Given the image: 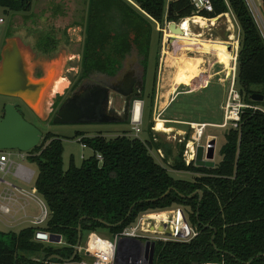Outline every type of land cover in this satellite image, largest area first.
Here are the masks:
<instances>
[{"label":"trees","instance_id":"1","mask_svg":"<svg viewBox=\"0 0 264 264\" xmlns=\"http://www.w3.org/2000/svg\"><path fill=\"white\" fill-rule=\"evenodd\" d=\"M212 2L214 11L202 12L203 16L232 11L240 26L237 85L244 100L258 106L245 109L239 128L227 129L220 160L215 166L187 164L184 151L189 136L174 154L170 143L156 139L151 122L146 140L128 132L113 138L77 132L93 154L81 165L72 158L65 168L63 138L49 132L28 151V158L39 167L35 189L51 212L41 229L62 235L64 243L56 247L36 240L39 228L35 226L0 229V264H46L54 254L68 259L74 254L79 226L83 234L107 229L114 235L144 213L177 205L190 209L186 216L198 234L188 241L157 240L154 264H264V100L250 99L252 93L264 94V34L246 0ZM0 6L29 11L33 0H0ZM195 12L192 0H89L81 72L71 89L92 71L115 74L133 48L147 70L156 23L183 18L181 25ZM154 62V83L147 95L149 116L155 102L158 54ZM152 149L164 150L163 159L172 158V169L200 175L193 180L175 178L155 159ZM198 190L204 193L201 199ZM79 259L80 254L74 261ZM62 262L52 258L47 264Z\"/></svg>","mask_w":264,"mask_h":264},{"label":"rangeland","instance_id":"2","mask_svg":"<svg viewBox=\"0 0 264 264\" xmlns=\"http://www.w3.org/2000/svg\"><path fill=\"white\" fill-rule=\"evenodd\" d=\"M262 2L263 0H256L258 9H255V11L264 34V9L262 7ZM88 11L89 0H33L31 10L20 12L9 11L0 6V19H2L0 21V60L2 49L9 37L20 36L24 44L31 46L35 44L37 39L36 45L43 42L47 37H52L55 33H59L61 37L59 43L61 44V49L58 56L61 58L60 61L62 66H64L62 77L67 79L69 83L63 93L54 91L57 95L53 99L54 105L52 104L49 108L51 111H49V116L47 113V115H45L47 118H40L21 100L1 94L0 114L4 113V107L8 102H18L19 108L22 110L25 118L43 131V138L40 144L43 142L45 135L49 132L62 137L64 142L63 157L65 168L69 166L72 158H74L77 165H81L84 159H87L93 154V150L90 147H85L83 143L80 142L81 136L76 137L77 132H81L86 136H95L102 133L109 138L128 132L130 136H138L140 139L146 140L149 137V125L153 122V130L155 131L156 139H162L170 143L174 154H176L179 143L185 140V136L191 138L194 132L191 122H206L211 124L223 123L224 110L222 106L228 94L229 72L231 71L233 74L232 68H235L234 61L231 59L229 53L226 52V57L231 59L230 66L232 68L229 70V67L227 69L224 64L217 62L212 57L207 59L202 53L185 52L187 54L186 59L192 61V65H194L186 74V71L180 68L182 63L180 58L181 50L178 48L180 43L177 40H169V38L167 39L166 37V31L169 29L168 25L170 23L168 20L165 21L164 25H160L159 23L155 25V34L151 49V62L148 70L149 74L147 71L146 97H144V99H140L139 97L136 98L144 102L142 131L138 135L132 130V124L127 121L89 123L53 122L61 102L71 93L72 82L77 78L81 70L80 64L86 37ZM192 28L195 33H202V37L204 38L222 39L234 45L239 40L241 34L240 26L232 11L217 19L215 25L209 24L208 27L204 28L193 25ZM159 32L162 34L160 35ZM232 34L234 36L233 38H231ZM193 38L194 36H191V39ZM156 54H158V66L155 80V102L153 114L149 116L147 113L149 104L147 95L151 91L154 83V61ZM189 54H193L195 57H190ZM232 55L235 56V53L233 52ZM207 60H209V62ZM210 61L211 64L214 63L212 66H210L211 64L209 65ZM203 62L205 64L208 62L207 66L205 64L202 65ZM197 67H200L201 72H206V67L208 69V72L203 73L200 79H198L199 70ZM179 83L180 86L177 85ZM158 100H161V103H158ZM159 118L164 119L167 126H172L174 132L167 133L157 130L156 125ZM227 129L228 128L207 126L205 135L201 140V144L205 143L207 145L209 135L217 137L215 162H218L221 158L220 149L226 141L225 133ZM162 151L165 154L164 150ZM151 152L158 162L168 167L170 174L175 178L193 180L197 175H200V173L196 172L172 169V158L166 162L159 151L152 149ZM23 163L33 168L36 171V176L31 184L17 182L29 189V191L34 192L38 197L43 198L41 194L34 189L39 170L37 163L31 162L30 159H25ZM7 178L14 180L11 175H8ZM25 200L28 201L26 207L28 218L31 219L38 216L41 210L39 203H37L38 201H36L37 199L25 198ZM179 208L183 209L187 216L189 215L188 212L190 209L183 205H177L168 210H156L147 213L151 214L161 211H170L173 213ZM23 214L24 210H21L18 212L17 216L20 217L23 216ZM140 218L141 216L137 220ZM7 219L8 216L0 213V229L3 231H19L30 225V223L24 221V219H18L19 221L15 222H9L11 220ZM97 232L103 237H112L107 229H99ZM87 235L88 233H84L83 235V244L86 242ZM54 245L58 247L63 244ZM86 259L89 260L90 258Z\"/></svg>","mask_w":264,"mask_h":264},{"label":"built area","instance_id":"3","mask_svg":"<svg viewBox=\"0 0 264 264\" xmlns=\"http://www.w3.org/2000/svg\"><path fill=\"white\" fill-rule=\"evenodd\" d=\"M246 1L258 25L261 28V23L258 22V19L256 17L257 13L255 9H258L256 0ZM192 2L195 5L196 12L193 16H190L188 18L201 16L211 21L210 23H212L213 18L217 20L221 17V15L226 14H221L213 18L205 17L202 15V12L214 11L212 0H192ZM1 20L2 19H0V21ZM193 25H196V23H193ZM200 27L203 26L200 25ZM239 42L240 41L238 40L235 45H229L231 52L235 53V56H233L232 58L235 63V68H232L233 74L231 73V71L229 72L228 94L226 97V101L222 106L224 110V121L221 124L191 122V125L194 128V132L192 133L191 138L187 140V147L184 151V159L187 164L195 161L197 147L199 145H204L205 147H207L205 143L201 144V140L205 135L207 126H216L228 129L239 128L245 109L258 108V106L247 103L244 100L237 85V58L239 53ZM137 102L142 103V114L138 118H135V116L133 115V109L136 106ZM143 106L144 102L136 99L131 110L130 123L132 124V130L135 131L137 135L142 131ZM210 136L212 135H209L208 137L210 138ZM83 145L86 147V144ZM192 150H194L193 157H191ZM158 151L163 158L164 153L162 149H159ZM28 157V152L20 151L17 149L0 150V213L8 216L7 220H11L9 222L19 221L18 219H24V221L30 223L29 226L38 227L39 231L42 230L41 228L47 223L51 212L44 198L38 197L34 192L29 191V189L25 188L22 185L23 183L31 184L36 176V171L23 163L25 159H29ZM98 158L100 160L103 159L100 154H98ZM8 175H11L15 181L12 179H8ZM17 181L21 182L22 184L18 183ZM25 198H31L35 200L37 199L36 201H38L37 203H39V207L41 210V213L38 216L31 219L28 218L29 216L26 213L28 201H26ZM21 210H24V214L23 216L18 217L17 214ZM176 211L182 212L185 219L184 226L186 228L180 233L168 234L167 232H154L147 229L145 227V216L149 213H144L141 215V218L139 220L127 226L125 229H123V231L112 235V237H103L96 231L88 233L86 242L84 244L81 243L79 247L78 254L81 255V259L73 262H63L61 264H154V261L153 263L150 262L152 255L151 241H188L198 234V231L190 225L189 221L188 223L186 222V220L188 219L184 210L179 208L176 209ZM62 242H64V240ZM86 258L90 259L87 260Z\"/></svg>","mask_w":264,"mask_h":264},{"label":"water","instance_id":"4","mask_svg":"<svg viewBox=\"0 0 264 264\" xmlns=\"http://www.w3.org/2000/svg\"><path fill=\"white\" fill-rule=\"evenodd\" d=\"M169 30L181 32L182 29L176 21H170ZM169 40H175L172 37ZM61 58L40 59L31 45L24 44L20 36H12L6 40L2 49L0 60V94L22 100L35 115L40 118L49 116L50 106L46 109V100L49 91L56 80L62 77L64 66ZM37 66L44 71L42 76L35 74ZM109 97L108 89L101 85H93L84 90H79L69 95L59 106L53 122L55 123H89V122H119L120 120L109 116L104 108ZM250 99L263 101L264 94L252 93ZM51 112V111H50ZM43 138V131L34 123L27 120L19 108L18 102H8L4 107V113L0 114V150L17 149L28 152L37 147ZM217 137L212 135L207 147H197L195 164L200 166H215ZM168 190L163 196L169 193ZM200 199L203 191H197ZM196 192L189 195L192 197ZM188 223V220H186ZM172 234L170 230L166 231ZM82 227L79 226L78 242L74 254L70 258L52 255L48 258H58L63 262H73L78 255L79 247L83 241ZM36 240L53 244L63 243V236L39 230ZM152 255L150 262L154 261L155 241H151ZM46 262V264L48 263Z\"/></svg>","mask_w":264,"mask_h":264},{"label":"flooded vegetation","instance_id":"5","mask_svg":"<svg viewBox=\"0 0 264 264\" xmlns=\"http://www.w3.org/2000/svg\"><path fill=\"white\" fill-rule=\"evenodd\" d=\"M60 41L61 37L59 33H55L52 37H47L43 42L38 43V45L35 42V44H32V48L41 60L46 58L51 59L58 57L61 49ZM142 60L138 50L133 48L125 55L115 74L98 70L87 73L81 78L78 86L75 89H71L69 95L93 85L104 86L108 89L109 93V97L104 105L106 113L119 119V122H126L130 120L132 106L136 98L143 93L146 95L147 71L149 67L145 70ZM43 73L42 67L37 66L35 74L42 76ZM77 79L79 80L78 77L75 78L72 85L78 81Z\"/></svg>","mask_w":264,"mask_h":264},{"label":"bare ground","instance_id":"6","mask_svg":"<svg viewBox=\"0 0 264 264\" xmlns=\"http://www.w3.org/2000/svg\"><path fill=\"white\" fill-rule=\"evenodd\" d=\"M197 20L198 19L196 17L186 18L182 22V24L179 25L182 29L181 32H172L170 30L166 31V37L167 38L172 37L173 39L177 40L180 43V45L178 46L179 50H181V52H180L181 57L180 56L179 57L182 60L180 68L184 69L186 71V74H187L189 69H191L192 66L194 67V65H192L193 63L190 62L188 59H186L187 54L185 52L202 53V55H204L205 58L209 59L212 57L217 62L224 64V66L227 69H228V67L230 68V62H231V59L233 58L232 52L230 55L231 56V59H230L229 57H226V55L222 54L221 52H218V51L212 52V51H209L207 49H202L201 47H199L200 44L193 42V40L191 38H190V41H192L193 43H190V42L187 43V42H184L182 40L183 35L197 36V33H195L193 31V28H192V24L196 23ZM233 37L234 36L232 34L231 38H233ZM207 61L209 62V60H207ZM207 63L205 64L206 66H207ZM210 64H211V61H210L209 65ZM213 64L214 63H212L210 66H212ZM197 69L199 70V78L198 79H200L202 77L203 72L202 73L200 72L201 71L200 67H197ZM206 72H208V69L206 70ZM206 72H204V73H206ZM200 75H201V77H200ZM181 77H183V76H181ZM68 83L69 82L67 81V79H65L63 77H60L58 80H56V82L54 83L52 89L49 91L48 96H47V100H46V109L47 110L49 108L48 106H50L52 104L54 97L57 95V93H55V92L63 93L65 88L68 86ZM177 85L180 86V83ZM176 88H177V86H176ZM160 101L158 100V103H161ZM141 114H142V103L137 102L136 106L133 109V115L135 116V118H138L139 116H141ZM194 123H196V122H194ZM156 129L159 131L167 132V133L174 132V128L172 126H167L165 124L164 119H161V118H159L157 120ZM193 156H194V150L191 151V157H193ZM184 220L185 219H184V215L182 214V212H179L176 210L173 213H171L170 211H161V212H156V213H151L149 215H146L145 216V227L151 231H154V232H166V231L170 230L172 233H180V232L184 231L186 228L184 226Z\"/></svg>","mask_w":264,"mask_h":264},{"label":"crops","instance_id":"7","mask_svg":"<svg viewBox=\"0 0 264 264\" xmlns=\"http://www.w3.org/2000/svg\"><path fill=\"white\" fill-rule=\"evenodd\" d=\"M169 2V0H168ZM227 14V13H226ZM198 20L196 21V25L198 26H203V27H208L209 24H215L216 23V19H212V23H210L211 21L207 20L206 18L204 17H201V16H195ZM221 17H223V15H221ZM205 25V26H204ZM193 26V24H192ZM203 34L200 33V34H197V36H194V38L192 39L193 42L197 43V44H200L199 47H201L202 49H207L209 51H218V52H221L222 54H225L226 52L229 53V55H231V49L229 48V45L231 44V42L227 41L228 43H226V41L222 40V39H210V38H204L202 37ZM189 38V39H188ZM190 38L191 36H186V35H183L182 36V40L184 42H187V43H193L192 41H190ZM168 39V38H167ZM166 39V40H167ZM209 39V40H208ZM216 45V46H215ZM196 53V52H194ZM226 55V54H225ZM190 57H195L193 54H189ZM189 60V59H188ZM190 61V60H189ZM192 62V61H190ZM193 63V62H192ZM231 63V62H230ZM205 63L203 62L202 65H204ZM231 68V66H230ZM229 68V70H230ZM201 70V69H200ZM206 70H207V67H206ZM201 72V71H200ZM202 73V72H201ZM204 73V72H203ZM201 77V75H200ZM169 94V93H168Z\"/></svg>","mask_w":264,"mask_h":264}]
</instances>
